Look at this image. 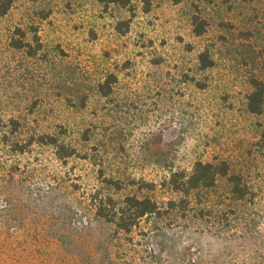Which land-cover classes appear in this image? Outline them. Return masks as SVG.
<instances>
[{
  "label": "rangeland",
  "instance_id": "obj_1",
  "mask_svg": "<svg viewBox=\"0 0 264 264\" xmlns=\"http://www.w3.org/2000/svg\"><path fill=\"white\" fill-rule=\"evenodd\" d=\"M252 79L264 83V0H13L0 17V264H264ZM41 136L75 155L31 143ZM197 162L227 163L254 195L234 202L220 178L167 211L183 197L170 175ZM130 196L162 214L114 238L93 201Z\"/></svg>",
  "mask_w": 264,
  "mask_h": 264
},
{
  "label": "trees",
  "instance_id": "obj_2",
  "mask_svg": "<svg viewBox=\"0 0 264 264\" xmlns=\"http://www.w3.org/2000/svg\"><path fill=\"white\" fill-rule=\"evenodd\" d=\"M101 2L126 8L129 7L131 0H101ZM12 4L13 0H0V17L5 16L10 11ZM194 26L197 35H202L204 30L198 23V18L196 16L194 19ZM16 47L20 48V46ZM200 59L203 69L211 67L212 62L206 52L201 54ZM115 82L116 77L111 75L107 82L101 85L100 92L104 96L110 95L112 93L111 85ZM251 86L252 91L247 98L248 111L254 115H261L264 109V83L258 79H252ZM262 141L264 143V132L262 134ZM31 143L55 147L56 156L59 160H65L75 155L74 150L59 144L55 138L50 136H41ZM22 149L23 148H21V151L23 152L24 150ZM229 171V166L225 162H197L189 174L186 172L172 173L169 177L168 185L173 192L181 194L183 197L178 202L170 201L167 211H181L186 213L190 209V198L192 199L193 196L200 198L202 194H205L208 198V194L216 187L217 181L220 178L228 179L230 184V197H232L234 202H242L252 197L254 193L243 178L237 175L230 176ZM107 183L108 185H112L113 182L109 180ZM93 205L96 209L98 219L114 226V238H117L119 234L129 235L139 227L144 218L152 216L160 217L162 214L156 202L150 198H138L136 196L127 197L122 203H117L110 197H97L93 201ZM151 255L152 260L149 261L150 263L161 261L162 249L159 255L155 254L153 251Z\"/></svg>",
  "mask_w": 264,
  "mask_h": 264
}]
</instances>
